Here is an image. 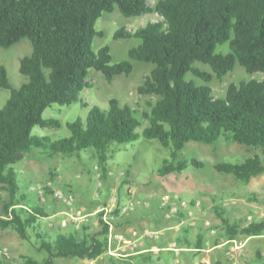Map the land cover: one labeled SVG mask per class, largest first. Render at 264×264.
<instances>
[{"label": "trees", "instance_id": "trees-1", "mask_svg": "<svg viewBox=\"0 0 264 264\" xmlns=\"http://www.w3.org/2000/svg\"><path fill=\"white\" fill-rule=\"evenodd\" d=\"M116 8L128 18L153 12L162 18L134 33L120 29L114 35V40L139 39L141 45L130 51V59L155 66L138 87L140 95L156 98L150 110L141 112L112 98L108 108L94 106L86 119L67 122L69 136L53 140L35 135L36 127H62L60 119L46 117L45 112L55 105L78 103L91 86L92 70L109 82L132 74L131 62L113 63L110 46L93 49L95 38L104 36L96 29L98 20ZM25 39L33 46L32 54L20 62L28 82L13 87L6 67L0 65V89L10 91L0 108V192L9 195L0 228L13 229L25 241L34 236L37 251L47 254L43 261L27 257L23 264H54L57 258L93 261L108 252L109 225L103 213L100 231L91 238L63 232L53 237L41 226L49 213L41 204L29 206L14 169L33 151L54 159L94 149L105 178L111 146L144 137L169 151L159 170L166 177L189 167H206L196 158H179L187 144L224 141L257 148L261 155L242 163L219 162L214 166L217 172L244 183L264 174V77L232 83L226 96L217 98L210 86L213 75L197 67L208 65L219 79L237 65L249 74H264V0H157L154 7L149 0H0V46L10 48ZM225 45L228 51L219 50ZM139 115L149 122L142 132ZM215 210L229 241L264 234V221L231 225L221 205ZM1 264L14 263L5 256Z\"/></svg>", "mask_w": 264, "mask_h": 264}, {"label": "rangeland", "instance_id": "rangeland-1", "mask_svg": "<svg viewBox=\"0 0 264 264\" xmlns=\"http://www.w3.org/2000/svg\"><path fill=\"white\" fill-rule=\"evenodd\" d=\"M156 1L149 0L150 6L154 7ZM161 19L156 12L131 18L124 16L118 8L112 13H104L96 25V29L102 31L104 36L95 38L93 49L98 52L100 48L110 46L113 63L131 62L133 65L132 74L129 76L119 75L112 82H109L101 72L92 70L89 77L91 86L81 94L78 103L71 106L55 105L45 112L46 117L60 119L63 123L62 127H36L34 134L46 136L53 140L69 136L70 131L66 125L67 122L78 118L86 119L88 112L94 106L103 109L108 108L109 100L112 98L120 100L122 106L129 105L141 112L149 111V103L155 102L156 98L140 95L138 87L144 83L145 78L151 74L155 66L130 59V51L141 45L139 39L132 37L114 40V35L120 29L134 33L148 23L157 22ZM219 50L228 51V45L220 47ZM32 52L33 46L28 39L10 48L0 46V65L6 67L13 87L19 88L28 82V77L20 72V62L24 57L30 56ZM197 67L213 75L210 86L217 98H224L232 83L240 84L242 81L262 80L264 77L263 73L249 74L243 67L237 65L233 72L219 79L208 65L197 64ZM197 81L199 84L202 83L199 79ZM9 97V90L0 89V108L5 105ZM139 117L143 121V126L139 128V132H142L145 127L149 126V122L144 120L142 115ZM255 155H261V151L240 144L221 141L213 145H205L191 142L180 153L179 158L187 160L196 158L206 163V167L200 170L189 167L182 174H170L163 177L159 170L163 166L164 160L169 158V151L157 141H149L140 137L131 143H115L111 146L105 178H103L104 173L94 149L83 151L79 156L58 155L54 159H43L37 151H33L21 162L14 165V169L18 174V180L21 182V192L28 196L29 203L33 200L37 203L38 200L39 204H43L35 194L27 190V187L29 188L33 183H42L52 178L56 187L72 193L76 202L77 197H81L83 200H89V197H92L93 201H101L100 208L103 206L112 208L113 222L124 215L131 214L140 206L152 208L154 202L161 201L167 195L177 194L182 199L201 202L200 208L192 207L189 211L202 209V207L212 210L216 204L221 205L225 211L233 210V212L229 211V218L233 223L239 222L241 218L255 215V213L264 214V174L253 178L249 183H244L231 175L217 172L214 166L219 162L242 163ZM113 198H117L122 206L134 205L135 208L125 213L115 207L114 209L111 207ZM8 200V193L1 191L0 215L4 203ZM54 201L56 202V200ZM146 201L150 202V206L144 204ZM234 208L239 210V219L236 220H233L236 217L234 216ZM57 211L62 212V214L58 217L41 220L40 223L43 228H57L58 224L62 226L61 222L65 218L64 209H56L54 212L50 210L51 214L57 213ZM83 212L87 215L86 211ZM96 216L94 224L100 229V213H97ZM34 243V236L31 241H25L13 229L3 230L0 228V249L6 248L8 258L13 260L14 264H23L27 257H32L37 261H43L47 258L45 252L37 251ZM220 250L225 251L222 248ZM5 256L0 251V259L5 260ZM238 259L240 258L238 257ZM228 261L230 264L233 262L229 258ZM79 263L78 259H55V264Z\"/></svg>", "mask_w": 264, "mask_h": 264}, {"label": "crops", "instance_id": "crops-1", "mask_svg": "<svg viewBox=\"0 0 264 264\" xmlns=\"http://www.w3.org/2000/svg\"><path fill=\"white\" fill-rule=\"evenodd\" d=\"M51 199L49 197L47 202L42 204L47 212H50V210L54 212L60 208L64 209L62 204ZM159 202H154V207L152 208L140 206L131 214L124 215L116 222H113V234L115 236L129 237L135 230L141 231L145 228H150L162 232V237L158 241H146V249L127 258H115L105 254L93 260V262L96 264H199L203 257H208L211 259L212 264H230L226 252L231 245L227 244L229 240L221 231V228L225 224L218 216L215 208L210 210L207 207H202V209L185 212L181 217L175 218L174 216L169 218L160 208ZM37 204H39L38 200L37 203L33 200L29 203V206H35ZM76 204L77 207L87 212V220L84 222L82 230L76 229L73 225L63 228L60 224H58L57 228L47 227L44 229L51 232L50 234L53 237L58 232L66 234L79 233L81 237L88 235L90 238L98 234L100 229L94 224V219L97 217L98 210L102 205L101 201H93L92 197H89V200H83L81 197H77ZM234 209V216L236 217L233 220H236L239 219V210L238 208ZM229 211L233 212L231 209ZM229 211L224 210L223 212L224 217L231 225L248 224L247 222L240 223V221L247 220V218H241L239 222L235 221L232 223L229 218ZM61 214L62 212L60 211L54 214L50 212L49 216L44 219L58 217ZM207 222L216 228L215 232L207 228ZM84 228L87 229L84 230ZM244 241V246L237 252V257L240 258V264H264V234L249 237ZM173 243L177 244L180 250L178 253L170 250L171 244ZM153 248L156 250L151 251ZM221 248L225 249V251H221ZM2 261L0 259V264ZM79 262L88 264L90 260H79Z\"/></svg>", "mask_w": 264, "mask_h": 264}, {"label": "built area", "instance_id": "built-area-1", "mask_svg": "<svg viewBox=\"0 0 264 264\" xmlns=\"http://www.w3.org/2000/svg\"><path fill=\"white\" fill-rule=\"evenodd\" d=\"M29 192L35 194L41 202L45 203L47 198H52L56 200L57 203L62 204L64 208L65 218L62 220V227H67L73 225L76 229H80L83 222L85 221L86 215L82 209L76 206V199L72 193L67 192L64 189H59L55 185V181L52 178L47 179L42 183H33L28 188ZM50 194V195H48ZM113 203L111 207H115L121 212H128L135 208L134 205L122 206L117 198L112 199ZM146 206H150V202H144ZM160 207L166 209L167 216L174 217L178 216L181 212H189L193 208H200L201 202L199 201H188L182 199L179 195H167L162 198L160 201ZM114 208V209H115ZM112 208L108 206H103L98 210V213H103L102 219L105 223L109 225V239H108V256H113L115 258H127L134 254L139 253L140 251L146 249V241H158L162 237V232L157 230H152L150 228H145L141 231L135 230L132 232L131 236H115L113 234V221L114 216L112 215ZM264 221V214L250 215L247 217V223L251 224L254 222ZM207 228H212V225L207 222ZM215 232V230H212ZM227 244H230L231 247L227 250V258L233 260L232 264H240V261L237 257V252L244 246L245 241L237 238L231 241H228ZM116 245V246H115ZM156 249H151L155 251ZM170 250L179 252V248L176 243L171 244ZM6 257L8 252L6 248L3 250L0 249ZM148 251V250H146ZM79 264H86L85 262H80ZM88 264H95L93 261L88 262ZM199 264H212V261L208 257H203Z\"/></svg>", "mask_w": 264, "mask_h": 264}]
</instances>
